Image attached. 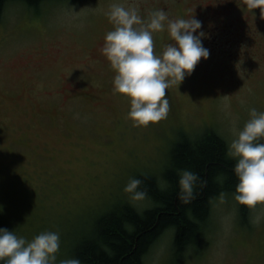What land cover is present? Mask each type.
Here are the masks:
<instances>
[{
  "label": "rangeland",
  "instance_id": "rangeland-1",
  "mask_svg": "<svg viewBox=\"0 0 264 264\" xmlns=\"http://www.w3.org/2000/svg\"><path fill=\"white\" fill-rule=\"evenodd\" d=\"M217 2L63 0L37 10L7 4L0 14V215L10 219V230L27 240L55 231L57 264L74 258L96 218L124 203L150 205L125 186L140 174L162 180L167 151L180 134L195 138L213 129L228 148L250 109L264 112V18L247 7L219 15ZM113 3L135 8L145 21L157 9L169 19L196 16L210 49L180 85L167 89V116L147 126L127 116L131 98L113 91L116 70L101 51L115 27L106 15ZM164 23L152 33L155 54L175 43ZM83 90L95 100L82 99ZM246 213L243 223L241 203L220 192L203 237L183 262L170 259L174 233L167 232L146 264H264V202Z\"/></svg>",
  "mask_w": 264,
  "mask_h": 264
},
{
  "label": "clouds",
  "instance_id": "clouds-1",
  "mask_svg": "<svg viewBox=\"0 0 264 264\" xmlns=\"http://www.w3.org/2000/svg\"><path fill=\"white\" fill-rule=\"evenodd\" d=\"M250 9L260 8L264 18V0H247ZM115 27L104 37L101 51L116 70L113 91L127 94L130 110L127 116L136 125L147 126L167 116V89L191 74L201 58L207 59L210 49L202 41V22L190 18L169 19L164 9L151 12L145 21L135 8L113 3L106 13ZM175 43L164 46L162 54L154 53L153 31L165 27ZM134 25H139L135 27ZM250 118L228 145L226 155L234 158L233 171L238 178L234 198L241 204L264 202V112L250 109ZM197 174L181 171L179 183L183 193L191 194ZM141 181L131 178L125 186L133 198L145 193L138 189ZM0 211L3 206L0 205ZM60 247V236L55 231H42L31 240L15 231L0 227V261L2 264H57L55 253ZM58 264H80L78 258L62 259Z\"/></svg>",
  "mask_w": 264,
  "mask_h": 264
},
{
  "label": "trees",
  "instance_id": "trees-1",
  "mask_svg": "<svg viewBox=\"0 0 264 264\" xmlns=\"http://www.w3.org/2000/svg\"><path fill=\"white\" fill-rule=\"evenodd\" d=\"M50 1L63 0H0V14L9 3H21L27 8L37 10L39 6ZM243 1L241 0V6L247 7V1ZM250 10L257 12L260 8ZM228 12L216 10L219 15ZM223 22L234 29L232 20ZM81 92L79 96L82 95V99L92 101L85 96L86 92ZM125 121L127 122L126 119ZM128 127L132 126L129 124ZM257 142L264 143V136L259 137ZM168 152L169 162L162 180L148 174L136 177L141 181L137 190L145 193L142 198L150 205L141 210L124 203L96 218L92 237L83 239L72 252L80 264H146L149 250L167 232L174 233L170 258L173 261L183 262L186 251L196 247L203 237L211 200L220 192L234 194L238 182L233 171L235 160L226 155L225 140L209 128L195 138L180 134ZM184 169L197 174L190 195L182 192L179 183L181 171ZM248 206L241 204L243 223L247 222ZM1 216L0 227L10 230V219Z\"/></svg>",
  "mask_w": 264,
  "mask_h": 264
},
{
  "label": "flooded vegetation",
  "instance_id": "flooded-vegetation-1",
  "mask_svg": "<svg viewBox=\"0 0 264 264\" xmlns=\"http://www.w3.org/2000/svg\"><path fill=\"white\" fill-rule=\"evenodd\" d=\"M246 1L247 0H244L243 2H246ZM237 5H242L241 0H221L220 2H218L217 5H215V9L219 10V11L228 12V10L231 7H234ZM244 6H246V5H244ZM83 91L86 92L84 94H85V96H87V98H91L92 100H95V98L93 97V95L89 91H85V90H83Z\"/></svg>",
  "mask_w": 264,
  "mask_h": 264
}]
</instances>
